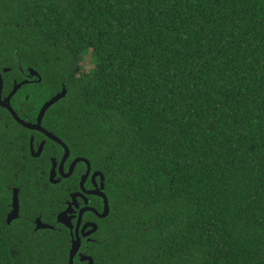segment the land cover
Masks as SVG:
<instances>
[{"label": "trees", "instance_id": "obj_1", "mask_svg": "<svg viewBox=\"0 0 264 264\" xmlns=\"http://www.w3.org/2000/svg\"><path fill=\"white\" fill-rule=\"evenodd\" d=\"M11 46L43 75L40 105L68 89L47 125L106 177V257L264 264V0H0ZM25 132L0 106V264L55 248L21 231L57 193ZM13 187L27 205L8 225Z\"/></svg>", "mask_w": 264, "mask_h": 264}, {"label": "flooded vegetation", "instance_id": "obj_2", "mask_svg": "<svg viewBox=\"0 0 264 264\" xmlns=\"http://www.w3.org/2000/svg\"><path fill=\"white\" fill-rule=\"evenodd\" d=\"M37 66L26 64L20 51L14 47L11 46L7 51H1L0 47L2 100L5 101L15 89L21 86L11 98L10 104L21 120L31 124L38 123L42 108L53 96L61 93L64 89L66 95L68 93L65 83H62L60 91L50 93L40 105L46 92L44 93V90L42 92L41 85L44 79ZM52 108L53 106L47 113ZM5 110L15 123L21 126L11 112ZM47 113L41 123L44 131L30 130L22 126L26 132L23 140L24 147L21 148V151H25V146H28L26 148H28L29 156L34 160H39L44 155L46 156L47 147L50 146L51 149L46 157V160L49 161L46 165L48 172L42 174L47 177V183L44 186L48 189L51 188L50 186L56 187L57 193L52 199V211L44 215L38 210L29 212V216L24 218L26 219L25 224L28 226H23L21 231H28L34 239L42 238L40 241L45 240L46 244L47 241H50L48 245L55 246L49 253H45V264H118L117 256L108 258L105 256L104 250L106 241L104 222L111 215L112 208L106 192V177L102 171L94 168L88 158L74 156L68 142L48 128ZM47 133L53 134L57 140L50 138ZM87 175L88 177L84 178ZM15 189H19L20 210L18 217L9 223L8 218L13 209ZM103 193L106 194L110 207L109 215L106 218L103 217L105 214V201L101 195ZM21 195L22 191L19 187L11 189L7 213L8 225H13L23 218ZM26 205L23 203V207ZM67 223L72 227L66 225Z\"/></svg>", "mask_w": 264, "mask_h": 264}, {"label": "water", "instance_id": "obj_3", "mask_svg": "<svg viewBox=\"0 0 264 264\" xmlns=\"http://www.w3.org/2000/svg\"><path fill=\"white\" fill-rule=\"evenodd\" d=\"M21 86H19L17 89L14 90V92L12 93V95L7 98L5 101L2 100V96H1V89H0V106L2 108H5L7 110H9L11 112V114L13 115V117L17 120V122L23 126L24 128L26 129H30V130H43V128L41 127V123H42V120L44 118V116L46 115L47 111L52 107L54 106L55 104H57L61 99H63L65 96H66V90L64 89L61 93H58L56 96H53L45 105L44 107L42 108L41 110V113L39 115V118H38V123L37 124H31V123H26L25 121L21 120L19 118V116L16 114V112L14 111V109L12 108L11 104H10V101H11V98L17 93L18 89L20 88ZM48 134V133H47ZM50 138L54 139V140H57V138L53 135V134H48ZM88 163V162H87ZM89 167H90V164H88ZM89 175V173H88ZM85 176L84 178H87L88 177ZM53 178V174L51 176V180ZM54 182V181H53ZM82 185H83V182H82ZM103 196V199L105 201V214L103 215V217H107L109 215V211H110V207H109V200L106 196V194H101ZM19 210H20V203H19V189H15L14 190V196H13V209H12V212L8 218V222L11 223L12 220H14L16 217H18L19 215ZM87 211V210H85ZM83 212V211H82ZM61 219V217H60ZM61 221V220H60ZM65 224V223H64ZM68 225L69 227L71 226V224H66ZM72 227V226H71ZM95 231V229H94ZM93 231V232H94Z\"/></svg>", "mask_w": 264, "mask_h": 264}, {"label": "rangeland", "instance_id": "obj_4", "mask_svg": "<svg viewBox=\"0 0 264 264\" xmlns=\"http://www.w3.org/2000/svg\"><path fill=\"white\" fill-rule=\"evenodd\" d=\"M79 65L82 69V72H90L96 67L94 58L92 57L91 53H87L84 56L83 61H81Z\"/></svg>", "mask_w": 264, "mask_h": 264}]
</instances>
